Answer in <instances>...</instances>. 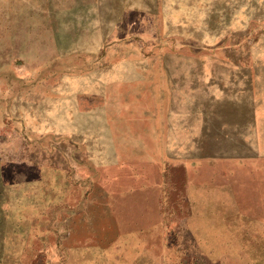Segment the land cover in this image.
<instances>
[{
  "label": "rangeland",
  "instance_id": "obj_1",
  "mask_svg": "<svg viewBox=\"0 0 264 264\" xmlns=\"http://www.w3.org/2000/svg\"><path fill=\"white\" fill-rule=\"evenodd\" d=\"M0 264H264V0H0Z\"/></svg>",
  "mask_w": 264,
  "mask_h": 264
}]
</instances>
